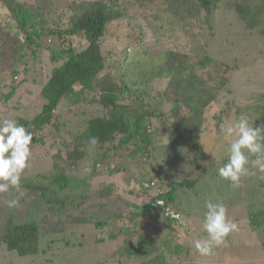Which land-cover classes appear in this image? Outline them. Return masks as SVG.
<instances>
[{
	"label": "rangeland",
	"instance_id": "374dc122",
	"mask_svg": "<svg viewBox=\"0 0 264 264\" xmlns=\"http://www.w3.org/2000/svg\"><path fill=\"white\" fill-rule=\"evenodd\" d=\"M72 1L82 0H53L55 9L47 16L48 29L68 26V21H59L57 15ZM248 1L264 7V0ZM120 2L127 7V15L109 26L102 42L103 51L111 52L110 64L122 66L130 61L143 62L167 51L191 54L194 61L209 56L214 62L201 71L206 87L214 95L204 111L203 130L199 135L203 153L195 154L189 147H171L170 126L177 118L170 115L171 102L161 97L168 87L167 80H156L152 94L161 98L155 103L159 104L164 116L151 120L153 143L149 158H143L147 161L131 163L128 172L91 176L93 155L90 151L81 161L84 167L66 169L69 182L62 192L51 187L53 190L43 196L37 189L20 187L19 192L12 189L0 193V223L9 215L16 223L36 221L39 225V249L43 250L34 256L20 257L0 246V264H99L107 260L127 237L123 233L111 239L109 233L118 232L127 221L119 219L103 229H97L95 222L106 220L115 212L137 211L134 205H144L149 196L158 192L160 179H163L165 189L186 179L195 181L194 185L181 187L176 193V204L181 209L178 222L167 226L162 218L158 222L149 218L145 224L135 227L164 242L162 250L168 264H264V228L254 230L249 222L251 209H264V173L250 163L248 174L241 177L240 186L232 187L217 172L227 162L226 149L231 142L224 137L222 126L242 117L250 119L255 115L254 109L264 105V38L258 30L248 28L239 17L235 6L239 0H225L228 6L213 15L202 13L199 21L195 20L192 26H188V31L180 26L167 28L166 23L157 20V16L168 7L165 0ZM47 33L34 59L30 50H26L24 61H20L22 64H13L19 55L18 47L12 42L3 44L17 34V30L6 8L0 4V82L7 86L3 91L7 92L8 86L24 80L6 104L0 102V119H31L40 112L45 102L41 89L52 69L59 65L52 63L50 55L64 47L57 36ZM19 38L24 40L22 35ZM69 38L75 49L85 45L80 37ZM26 66L28 72L23 74ZM12 70H17V75H12ZM169 93H172L171 89ZM92 96V93L85 95L87 99ZM185 112L183 109L180 115H185ZM101 114L102 108L98 104L82 101L72 105L64 98L56 111V118L61 133L68 140L83 129L88 119ZM251 126L264 131V117ZM54 133L51 126L45 127L42 135L46 143H31V157L21 179L49 186L55 174L53 157L58 150L63 156L59 167L67 166L65 151L54 143ZM115 159L122 160L120 157ZM249 159L251 161L255 156ZM147 177L153 178L155 185L142 192L139 182ZM110 183H113L114 195L109 203L99 196L98 191L102 185ZM53 195L70 198L66 203V213L49 215L46 198ZM14 198L18 199V205L8 208L7 202ZM207 200L223 203L227 207L228 218L237 225V229L229 234L225 244L214 249L213 255L201 256L193 248V241L206 235L201 225ZM133 238L136 241V234ZM120 264H142V259H127Z\"/></svg>",
	"mask_w": 264,
	"mask_h": 264
},
{
	"label": "trees",
	"instance_id": "16d2710c",
	"mask_svg": "<svg viewBox=\"0 0 264 264\" xmlns=\"http://www.w3.org/2000/svg\"><path fill=\"white\" fill-rule=\"evenodd\" d=\"M239 1L240 3L235 5L239 17L248 28L258 30L264 38V7L249 4L248 0ZM165 2L168 7L163 11L164 14L160 13L157 16V20L166 23L167 28L180 26L187 31L188 26H192L195 20L199 21L202 13L213 15L228 6L224 3L225 0H165ZM0 4L6 8L17 30V34L3 44L12 42L18 47L19 55L13 64L24 61L26 50H30L34 59L47 32L50 36H57L64 45L50 55L52 63L59 65L52 69L41 89L40 94L45 102L40 112L31 119L18 117L16 121L32 133L33 143L40 144L46 143L42 131L45 127L51 126L55 131L54 143L65 151L64 160L67 166L59 167L63 156L58 150L53 157L55 174L51 177L49 186L36 183L34 180L21 179L20 187L37 189L43 196L45 192L53 190L51 187L59 192L64 191L69 182L66 169L70 171L81 165L84 167L81 161L90 151L93 155L91 176L100 173L113 175L128 172L131 163L141 164L147 161V159L143 161V158H149L153 143L154 128L151 120L162 119L164 116L159 104L155 103L161 98L153 97L152 94L153 84L159 79L167 80L168 87L161 97L171 102L170 115L177 118L170 126L171 147H189L195 154L203 153L199 135L203 130L204 111L214 99L201 74V71L214 63L209 56L194 61L191 54L167 51L161 56L143 62L130 61L122 66L110 64L111 52L103 51L102 42L109 26L127 15V7L120 0L72 1L57 15L59 21H68V26L63 29L56 26L51 30L46 25L47 16L55 9L53 0H0ZM19 35L24 37L23 41H20ZM70 36L82 38L85 45L75 49ZM27 70V66L24 67L23 74H26ZM12 75H17V70H12ZM23 81L8 86L7 92L3 91L7 86L0 82V102L6 104ZM169 89L172 93H169ZM87 93H92L93 96L87 99L85 97ZM64 98L72 105L85 101L98 104L102 108L101 115L88 119L83 129L68 140L61 133L56 118V111ZM183 109L186 110L185 115H180ZM254 114V119H251L253 117L251 120L248 119L251 125H256L264 117V105L256 107ZM92 138L96 139L95 144L90 143ZM152 182L155 180L151 177L140 181L141 191L151 189L155 185H151ZM194 184L195 181L186 179L165 189L163 179H160L158 192L152 197L149 196L148 202L144 205H134L137 211H128L125 214L115 212L106 220H97L95 222L97 229H103L107 224L110 225L119 219L127 221L118 232L109 233L111 239L126 233L127 237L123 240L122 246L99 264H120L127 259H142V264H168L162 250L164 242L135 227L145 224L149 218L155 219L156 222L162 218L166 220L167 226L178 222V218L165 215V211L168 208L174 214L180 215L181 209L176 204V193L179 188ZM113 188V183L102 185L98 191L99 196L110 203L113 201ZM68 199L70 200L68 196L57 195L46 198L49 215L66 213ZM157 201H162L163 205H155ZM139 219H142V222ZM249 222L254 230L264 228V209H251ZM129 226L134 228L133 231ZM135 234L136 241L133 238ZM0 246L20 257L37 255L43 251L39 249V225L34 220L16 223L10 215L7 216L3 223H0Z\"/></svg>",
	"mask_w": 264,
	"mask_h": 264
},
{
	"label": "clouds",
	"instance_id": "9594fccd",
	"mask_svg": "<svg viewBox=\"0 0 264 264\" xmlns=\"http://www.w3.org/2000/svg\"><path fill=\"white\" fill-rule=\"evenodd\" d=\"M222 132L231 142L226 149L227 162L217 170L221 179L229 181L232 187H239L241 177L248 174L250 163L264 173V133L258 126H251L248 118L242 117L222 126ZM32 141V133L15 119H0V193L12 189L20 191L21 175L28 167ZM90 143L95 144L96 139L92 138ZM250 156L255 159L250 161ZM18 202L16 198L11 199L7 207L15 208ZM205 209L201 227L206 235L193 241V248L201 256H211L215 248L226 243L237 225L228 218L223 203L207 200Z\"/></svg>",
	"mask_w": 264,
	"mask_h": 264
},
{
	"label": "built area",
	"instance_id": "2783aa9c",
	"mask_svg": "<svg viewBox=\"0 0 264 264\" xmlns=\"http://www.w3.org/2000/svg\"><path fill=\"white\" fill-rule=\"evenodd\" d=\"M155 184V182H152L151 185ZM155 205H163V202L162 201H157L155 203ZM165 215H172L173 217L175 218H179V215L178 214H174L171 210H169L168 208L166 209L165 211Z\"/></svg>",
	"mask_w": 264,
	"mask_h": 264
}]
</instances>
